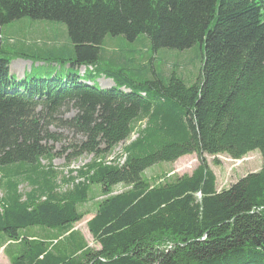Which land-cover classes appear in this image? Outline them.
Wrapping results in <instances>:
<instances>
[{
  "label": "trees",
  "instance_id": "1",
  "mask_svg": "<svg viewBox=\"0 0 264 264\" xmlns=\"http://www.w3.org/2000/svg\"><path fill=\"white\" fill-rule=\"evenodd\" d=\"M22 22L57 33L41 49L0 41V246L10 264H264V0H0V29ZM108 38L142 41L152 56L109 53ZM194 47L193 81L182 68ZM162 51L185 57L156 67ZM11 58L44 63L32 77L50 80L15 82ZM103 77L115 87L100 88ZM61 131L74 137L58 152ZM120 145L125 163H107ZM256 151L261 171L218 192L205 157ZM63 154L92 162L60 180ZM191 155L192 174L147 176ZM98 196L87 213L95 251L74 225Z\"/></svg>",
  "mask_w": 264,
  "mask_h": 264
},
{
  "label": "rangeland",
  "instance_id": "2",
  "mask_svg": "<svg viewBox=\"0 0 264 264\" xmlns=\"http://www.w3.org/2000/svg\"><path fill=\"white\" fill-rule=\"evenodd\" d=\"M29 26H33L29 27ZM0 41L2 44H5L7 42L10 43H17V41H24L28 44H35L39 49L43 47L45 43H43L42 36H45V34L50 35L57 33L56 29L54 27H49L47 24H43V22L39 23H29V22H22L19 24H14V26H4L0 29ZM17 39H23V40H17ZM17 40V41H13ZM66 42V40H65ZM64 43V41H61L60 45ZM119 46H122V49L124 47L128 49H133L137 53H139L140 56L144 55L146 58L152 56V52L150 50H144L142 41H137L135 43H128L124 40V38H119L116 40H112L110 38L106 41V50L111 53L115 52L116 49L119 48ZM13 47H11L12 49ZM14 52V49H12ZM189 52V55L191 56L190 62L188 66H185L182 68V72L187 77L193 76V81L196 80V78L199 75L200 70V51L197 47H194ZM183 52L178 51H162L158 54V56L155 57L154 62L156 67H162L167 60H170L171 58H175L178 60H182L185 56L181 55ZM144 57V58H145ZM172 60V59H171ZM25 61V60H23ZM199 65V66H198ZM46 67V65H44ZM33 66L30 67L29 62H22L17 61L13 62L10 67V72L12 75L16 76L18 79H22L23 75L26 73H30L32 71ZM79 70V69H78ZM80 74L84 73V68H81L79 70ZM190 74V76H189ZM97 83L100 88H108L111 89L115 87V83L112 80H107L105 77L97 79ZM125 93H130L127 89H122ZM76 115V111L72 110L70 111L65 117V119H71ZM55 131V130H54ZM64 133V136H68V139H66V142L55 144V151L61 152L63 149V145H68L69 142L73 141V135L70 132L61 131ZM136 136L133 137L135 139ZM79 138L78 140H80ZM122 155V159L119 160L121 165L125 163V157L122 152L121 145L115 150V153L113 155H110L107 159V163H110L112 161H116L119 156ZM66 154L58 155L54 162H53V168L58 172V174H62L63 176L60 178H69V177H77L76 171H80L83 167L89 165L92 162V156L87 157L84 156L80 158L77 161H69L66 157ZM208 165L210 168L214 171V174L217 179V191L221 192L224 190H228L232 185L236 184L240 179L246 177L249 174L253 173H259L263 167V157L260 152H253L249 154L246 158L242 160H232L230 157L226 155H219V156H206L205 157ZM199 159L195 155L187 156L184 158H181L174 164H162L161 166H158L154 169H151L150 171H147V176L149 178L152 177H161L163 174H167L169 176H184L186 174H192V172L197 168L199 165ZM216 162H219V164H216ZM46 162L44 161L43 164ZM106 163V164H107ZM216 164V165H215ZM70 172L71 175H70ZM75 172V173H74ZM59 185H62L63 183H60ZM71 185H65L58 189V192L66 193L69 189H71ZM123 189H117L116 192L119 193ZM22 192H29L30 187L28 184L24 183L21 186ZM96 193V192H95ZM98 199V200H95ZM103 197H95L94 199L90 200L88 203L84 204L80 207V211L85 214L84 218L74 225V230L79 231L83 237L87 240L88 246L91 249L99 250L100 246L99 244L93 239L91 236L89 230H88V222L93 218L91 215H87V213L94 215L97 207V202L102 201ZM33 230H30L29 232H32ZM0 264H10L9 258L5 254V247L0 246Z\"/></svg>",
  "mask_w": 264,
  "mask_h": 264
},
{
  "label": "bare ground",
  "instance_id": "3",
  "mask_svg": "<svg viewBox=\"0 0 264 264\" xmlns=\"http://www.w3.org/2000/svg\"><path fill=\"white\" fill-rule=\"evenodd\" d=\"M105 89V88H104ZM105 162V161H104ZM120 165V164H119Z\"/></svg>",
  "mask_w": 264,
  "mask_h": 264
}]
</instances>
